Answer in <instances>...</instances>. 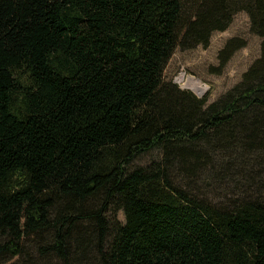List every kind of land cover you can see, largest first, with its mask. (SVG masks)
<instances>
[{"label": "trees", "instance_id": "1", "mask_svg": "<svg viewBox=\"0 0 264 264\" xmlns=\"http://www.w3.org/2000/svg\"><path fill=\"white\" fill-rule=\"evenodd\" d=\"M239 10L262 37L240 82L164 77ZM0 264H264V0H0Z\"/></svg>", "mask_w": 264, "mask_h": 264}, {"label": "rangeland", "instance_id": "2", "mask_svg": "<svg viewBox=\"0 0 264 264\" xmlns=\"http://www.w3.org/2000/svg\"><path fill=\"white\" fill-rule=\"evenodd\" d=\"M231 38H240L246 42L220 69L219 52ZM262 37L251 30V19L244 10L237 11L225 30H215L207 47L197 45L194 48H177L168 61L164 77L178 84L183 90L192 92L199 98H208V102L218 99L235 84L241 81L243 73L261 55ZM199 79L200 82L197 80ZM203 90L202 96L198 91ZM159 157L157 150H152L139 157L135 165L148 166ZM205 183H198L197 190L201 197L227 202L233 199L235 189L231 184L216 182L205 177ZM239 193V192H238ZM119 217L123 219L120 212Z\"/></svg>", "mask_w": 264, "mask_h": 264}, {"label": "water", "instance_id": "3", "mask_svg": "<svg viewBox=\"0 0 264 264\" xmlns=\"http://www.w3.org/2000/svg\"><path fill=\"white\" fill-rule=\"evenodd\" d=\"M197 80L200 82V80H199V79H197ZM198 94L202 96V94H203V90H201V91H198Z\"/></svg>", "mask_w": 264, "mask_h": 264}]
</instances>
